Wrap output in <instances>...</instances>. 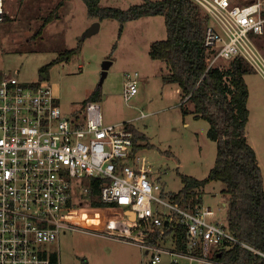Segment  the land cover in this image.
<instances>
[{"label":"built area","instance_id":"built-area-1","mask_svg":"<svg viewBox=\"0 0 264 264\" xmlns=\"http://www.w3.org/2000/svg\"><path fill=\"white\" fill-rule=\"evenodd\" d=\"M5 1L0 0V23ZM193 1L211 18L204 35L207 67L224 69L221 60L240 56L264 77V51L250 36L264 34V0ZM45 77L28 84L0 78V264H60L51 244L73 228L63 217L72 199V181L90 177L101 179V202L135 213L134 219L128 214L126 219L107 216L93 229L107 238L136 244L150 255L146 264H163L165 254L170 255V264L184 259L186 264H231L215 253L236 244L264 256V251L237 238L215 219L211 206L179 205L164 196L163 185L133 152L130 120L106 123L97 100L66 114ZM138 78V72L125 74L127 102L139 93ZM89 190L86 184L82 193ZM174 223L185 227L184 250L177 248L172 233L166 234Z\"/></svg>","mask_w":264,"mask_h":264},{"label":"rangeland","instance_id":"rangeland-1","mask_svg":"<svg viewBox=\"0 0 264 264\" xmlns=\"http://www.w3.org/2000/svg\"><path fill=\"white\" fill-rule=\"evenodd\" d=\"M60 1L64 4L58 8L59 17L34 38V32ZM142 1L101 0L100 5L127 9ZM233 1L246 4L252 0ZM4 15L0 23L1 77L24 84L40 81L43 65L66 49L80 47L69 60L51 66L48 76H44L57 92L60 99L56 103L61 109L66 114L81 110L85 99L100 89L104 121L133 123L140 134L137 154L149 164L154 179L163 185L166 198L183 188L182 174L197 179L208 175L218 151V143L208 136L211 124L207 119L184 114L177 86L163 79L168 71L165 61L153 59L150 54L152 42L168 35L164 15L129 20L123 24L121 36V23L115 18L90 15L85 0H6ZM95 23H99L98 28L86 34ZM250 36L264 51V34L251 32ZM220 63L227 68L230 60ZM127 72L139 73V93L130 102L124 97ZM245 78L251 86L247 135L257 145L264 167V79L258 72ZM189 103L185 106L194 109L193 103ZM86 183L85 179H73L71 203L63 210L64 219L73 228L62 232L51 244L60 264H146L150 255L136 244L95 232L93 227L103 224L102 219L107 216L126 219L127 209L92 205L82 196ZM225 186L223 181L213 180L201 193V201L215 210L214 218L224 223L228 200L221 190ZM170 262V255L165 254L163 264Z\"/></svg>","mask_w":264,"mask_h":264},{"label":"trees","instance_id":"trees-1","mask_svg":"<svg viewBox=\"0 0 264 264\" xmlns=\"http://www.w3.org/2000/svg\"><path fill=\"white\" fill-rule=\"evenodd\" d=\"M88 13L100 19L115 18L120 23V36L123 24L142 16L164 15L168 35L165 39L152 42L150 54L153 59L165 61L168 71L163 76L166 82L176 83L181 89L182 99L190 95L188 101L194 109L189 110L182 100L184 114L194 113L196 119L209 121L208 136L218 143L215 165L208 175L197 179L182 174L183 188L171 193L169 197L179 205L202 203V189L213 180L223 181L226 186L221 193L227 198L226 225L237 237L264 251V175L256 150L248 141L247 125L250 116L248 105L249 86L245 74L253 69L237 56L227 68H208L207 49L204 46L205 27L211 22L207 10L193 0H143L127 9L113 6H101V0H85ZM58 5L44 18L42 26L34 32V38L41 36L43 28L50 21L59 17ZM80 47L66 49L54 60L40 68L41 78L49 74V69L56 63L69 60L79 52ZM1 78V76H0ZM101 91L97 89L85 99L82 107L89 100L100 102ZM81 107V108H82ZM134 130V150L140 134ZM90 190L82 194L94 206L106 208L116 206L103 203L99 198L101 179L90 177L86 183ZM200 195V198H196ZM71 203V199L69 200ZM68 203V204H69ZM101 211H97L101 213ZM105 211V210H104ZM106 212V211H105ZM171 225L175 228L172 230ZM172 233L179 250L185 249V227L179 223L170 224L166 234ZM215 257L231 264H264L260 256L242 244L232 248H222Z\"/></svg>","mask_w":264,"mask_h":264},{"label":"crops","instance_id":"crops-1","mask_svg":"<svg viewBox=\"0 0 264 264\" xmlns=\"http://www.w3.org/2000/svg\"><path fill=\"white\" fill-rule=\"evenodd\" d=\"M257 72V71H256ZM254 70H252L251 72H249V73H246L245 74V76L244 77H246V75L247 74H255L256 73ZM260 76L264 79V77L260 74ZM245 81H246V83H247V85L249 86V98H248V102H249V100H250V97H251V86L249 85V83L247 82V79L245 78ZM173 84H175L176 86H177V91H178V93L181 95V89L178 87V85L176 84V83H173ZM57 93V92H56ZM58 99H60V98H58ZM180 102H182V95H181V101ZM184 103H188V100H186ZM191 103H189V105H190ZM249 105V104H248ZM249 107H251V106H249ZM190 111H192L193 109H189ZM251 112V111H250ZM189 114H192V116L194 117V113L193 112H190ZM195 118V117H194ZM196 119V118H195ZM247 137H248V135H247ZM248 141L252 144V146H254V149L256 150V155H257V160L259 161V153H258V149H257V145L254 143V142H252L251 141V138L250 137H248ZM141 158V157H140ZM141 160H143L144 162H145V164H147V162L145 161V159H143V158H141ZM261 164H262V162L261 161H259ZM148 165V167H149V169H150V174H151V176L153 177V172L151 171V167L149 166V164H147ZM261 167L262 168H264L263 167V164L261 165ZM264 174V173H263ZM154 178V177H153ZM183 262V264H186L187 262H188V260L187 259H184V260H182ZM197 263H200V262H197ZM202 264V263H201ZM204 264H208V263H204Z\"/></svg>","mask_w":264,"mask_h":264},{"label":"water","instance_id":"water-1","mask_svg":"<svg viewBox=\"0 0 264 264\" xmlns=\"http://www.w3.org/2000/svg\"><path fill=\"white\" fill-rule=\"evenodd\" d=\"M99 26V23H95L89 30H87V33L86 34H91L93 30L97 29ZM106 66V65H105ZM107 72L104 71V74H106ZM103 74V75H104ZM46 76V75H45ZM126 213L128 214V216L131 218V219H134L135 218V213L134 211L130 210V209H127L126 210Z\"/></svg>","mask_w":264,"mask_h":264}]
</instances>
